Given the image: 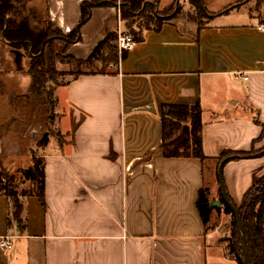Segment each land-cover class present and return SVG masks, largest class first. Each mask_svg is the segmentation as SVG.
I'll return each mask as SVG.
<instances>
[{
    "label": "crops",
    "instance_id": "0c3cea01",
    "mask_svg": "<svg viewBox=\"0 0 264 264\" xmlns=\"http://www.w3.org/2000/svg\"><path fill=\"white\" fill-rule=\"evenodd\" d=\"M37 1L41 19L68 34L89 0H28L26 15L39 29ZM108 1L116 5L93 8L66 55L85 61L122 28L119 0ZM258 1L239 0L212 14L202 0L207 18L201 24L181 12L168 16L158 29H143L142 40L105 72L56 87L60 138L48 137L42 150L45 207L35 196L23 200L21 232L8 227V202L0 195V241L13 237L10 248L0 247V264H236L214 232L205 231L196 209L198 192L212 180V163L203 172L197 159L163 156L161 108L199 104L208 159L221 149L264 148V0L257 7ZM244 5L246 18L231 16ZM0 56V66L14 59L16 72L30 77L19 66V51L3 40ZM13 75L3 74L7 80ZM15 120L7 123L21 128ZM0 131L2 143L8 137ZM258 160L223 167L226 193L236 205L260 178Z\"/></svg>",
    "mask_w": 264,
    "mask_h": 264
},
{
    "label": "trees",
    "instance_id": "16d2710c",
    "mask_svg": "<svg viewBox=\"0 0 264 264\" xmlns=\"http://www.w3.org/2000/svg\"><path fill=\"white\" fill-rule=\"evenodd\" d=\"M15 0H0V37L14 49H23L30 56L29 76L31 83L28 95L32 98L41 97L43 79L53 71V59H59L62 64L88 65L93 68L96 64H102L103 70L78 71L71 78H76L86 73H103L109 65L117 64L119 59L125 57V53H119L117 47V34H109L94 49L85 61H78L66 55L70 45L79 42L80 27L86 23L93 8L116 5V1L89 0L81 4V17L78 26L63 37H53L51 34L52 24L46 20L41 28H33L27 17L16 15ZM161 0H119V11L123 33L129 35L135 43L142 40L143 29H158L167 17L175 18L180 14L179 10L170 9L165 14L158 9ZM257 2V7L261 4ZM194 13L186 15L187 20L201 24L205 10L202 0H189ZM63 39L65 48L63 54L53 58V44L56 40ZM55 56V55H54ZM52 60V61H51ZM51 69V70H50ZM49 70V71H48ZM52 95V94H51ZM162 123V154L165 158H194L201 164V171L208 163L215 165V178L218 183L217 168L225 158L231 156H244L249 158L260 151L251 149L249 152H234L221 149L216 159H208L202 149V110L198 103L192 106L165 105L161 108ZM264 129H262L263 134ZM49 131H47L36 145L38 150H43L48 144ZM59 138L58 133L55 135ZM33 153L32 165L19 171L20 178L29 181L32 189L28 194L19 195L15 190L12 178L0 172V195L8 202V227L15 226L19 231L25 228L23 200L30 196L38 198L42 207L44 200V166L42 154ZM239 159H232L235 161ZM228 162V163H229ZM220 204L224 205L225 211L230 214L228 224L229 237L226 238V253L236 264H246L241 245V236L234 213L223 200L219 183ZM227 198L235 208L236 214L241 221L246 250L250 264H264V175L243 194L239 205H236L227 193ZM196 209L205 227V231L212 230V215L218 214L219 210L212 207L209 199L208 188L205 185L199 192L196 200ZM217 216V215H216ZM213 231V230H212Z\"/></svg>",
    "mask_w": 264,
    "mask_h": 264
},
{
    "label": "rangeland",
    "instance_id": "374dc122",
    "mask_svg": "<svg viewBox=\"0 0 264 264\" xmlns=\"http://www.w3.org/2000/svg\"><path fill=\"white\" fill-rule=\"evenodd\" d=\"M238 1L239 0H203V3L206 10L209 13L214 14L236 5ZM14 2L15 5H20V7L16 6V12L20 13V17H27L29 19L28 15H26L29 11L27 5L30 7L28 0H22L19 2L15 0ZM169 2H171V4L168 5ZM23 7L25 8L24 12L21 9ZM160 7H166L163 9L164 14L171 8L174 10H179L185 15H192L194 13L186 0H162ZM245 7V5L242 6L239 11L233 10L234 12H232L231 16L236 17L237 20H240L242 16L241 13H246L247 7ZM35 11L38 14L37 16H40V21L44 22V18L43 20L41 19L43 10L39 1H37V8ZM245 16L246 15L242 16V19L246 18ZM18 17L19 15H16V18ZM202 18L204 20L207 18V16H202ZM31 27L34 28L35 24H33ZM51 32L53 37L66 36V34H63L60 30L53 27ZM0 40L3 39L0 37ZM65 46L66 45L63 42V39L56 40L53 44V58L56 56L59 57L61 54H63ZM17 51H19V55H21V59H19V66L21 70L23 72H25L26 69L29 71L28 63L30 62L31 58L29 60H23L21 53H25V55L28 53L23 49H17ZM17 68L18 67L15 65L14 59H10L9 62L3 63L2 66H0V123L4 125V127L0 128V130L6 131L7 133H4V135L8 137L4 139L6 141L2 140L3 142H0V172L10 176L12 178V184L17 193L19 195H24L31 191L32 185L29 181H25L20 178L19 171L32 165L31 155L33 153H37L39 155L38 158L41 156L42 151L38 150L36 147V145L39 144L37 142L40 140V138H42L47 131H49V137H52L56 133L54 127L56 115L53 113L56 104V87L64 84L78 71H99L103 70L104 67L99 63L94 65L93 68L85 64L68 65L62 64L59 59H53V71L50 73L48 70L49 73L43 79L44 81L41 88V97L32 99L28 95V88L31 83L30 77H25V74H22V72H16ZM7 72L14 73L13 80H7L4 78L3 74ZM23 88L26 89L24 90ZM21 90H24L23 93H25V98L21 97V95H18L22 93ZM14 119H16L14 121V124L16 125L17 119L20 121L21 128L18 129L17 127L11 126L12 124L7 123L8 121L10 122ZM2 135L3 134L0 131V137ZM54 137L58 139V137ZM22 139H24V142L21 144L19 141ZM262 150H264V148ZM259 159L260 160H258L257 164H259L258 166H260V169L257 175L261 177L264 175V156L259 157ZM211 165L214 177L216 169L214 163ZM236 173H239V168L237 169ZM213 177L211 176L212 180L207 177V187L211 193V202L214 203L216 201L219 203L218 206L212 205L213 208H217L219 210V213L216 214V218L212 221V230L216 239H219V241L222 242V245H226L227 242L225 239L229 237L228 224L230 222V214L225 211L224 205L220 204V192L218 191L217 183ZM241 188V190H246L248 188L247 181Z\"/></svg>",
    "mask_w": 264,
    "mask_h": 264
},
{
    "label": "water",
    "instance_id": "95a60500",
    "mask_svg": "<svg viewBox=\"0 0 264 264\" xmlns=\"http://www.w3.org/2000/svg\"><path fill=\"white\" fill-rule=\"evenodd\" d=\"M264 156V150L260 151L259 153L250 156L249 158H256V157H261ZM247 159V157L244 156H231L228 158L223 159L222 161H220L218 168H217V177H218V183H219V187H220V191L223 197L224 202L226 203V205L230 208V210L234 213L237 224H238V229H239V233L241 236V245H242V250H243V254L246 260V264H250L249 262V258H248V254H247V250H246V244H245V236H244V230L241 224V221L239 219V216L236 214L235 208L233 207V205L231 204V202L228 200L227 198V193H226V189H225V185L223 182V167L232 159ZM212 205H216L218 206L219 203L218 202H214L212 203Z\"/></svg>",
    "mask_w": 264,
    "mask_h": 264
},
{
    "label": "built area",
    "instance_id": "2783aa9c",
    "mask_svg": "<svg viewBox=\"0 0 264 264\" xmlns=\"http://www.w3.org/2000/svg\"><path fill=\"white\" fill-rule=\"evenodd\" d=\"M260 29H263V27L261 26ZM116 34H117V47H118L119 53H121V52L126 53V52L130 51L133 48V46L135 45V42L133 41V39L129 35L123 33L121 26L118 27ZM12 239H13V237H10V236L4 237L0 241V247L3 249L4 248H7V249L10 248V246H11L10 241Z\"/></svg>",
    "mask_w": 264,
    "mask_h": 264
}]
</instances>
